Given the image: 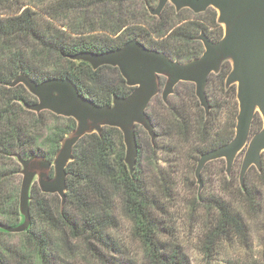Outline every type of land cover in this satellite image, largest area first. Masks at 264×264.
Instances as JSON below:
<instances>
[{
  "label": "trees",
  "instance_id": "16d2710c",
  "mask_svg": "<svg viewBox=\"0 0 264 264\" xmlns=\"http://www.w3.org/2000/svg\"><path fill=\"white\" fill-rule=\"evenodd\" d=\"M149 6L150 0H0V264H125L123 260L129 264H192L177 240L172 214L177 197L174 169L172 165L168 170L158 165L160 151L174 153L176 149L163 148L158 140L178 137L195 175L204 154L234 139L239 103L237 86L226 84L232 71L230 62L209 77L208 115L192 83L176 87L173 96L178 97L181 86L188 91L179 104L171 101L173 96L167 102L159 96L153 98L147 113L157 139H150L147 153L154 169L143 167L140 127L133 173L125 161L121 130L105 127L101 134L86 135L76 145L74 160L66 169L69 189L64 207L57 194H45L34 183L31 224L20 235L24 244L16 248L2 242L13 237L2 226L17 227L23 222L16 182L22 171L18 158L54 162L62 141L77 129L72 118L30 110L38 99L23 84L15 85L20 76L38 82L68 78L87 98L109 105L115 96L127 97L135 88L127 85L118 68L94 70L89 63L74 60L76 56L106 53L137 39L149 49L185 63L204 53L197 39L201 33L213 41L224 35L214 9L195 14L189 9L177 12L168 4L161 16L155 17L149 13ZM155 101L158 111L151 110ZM262 129L263 119L257 114L251 136ZM212 166L222 173L227 195L236 187L241 197L237 201L244 204L245 214L230 199L208 196L206 174ZM240 172L236 185L234 169L228 176L225 160L208 163L202 172V191L189 200V219L192 225H201V244L207 257L226 244L236 243L246 251L252 248L246 216L258 220L261 199L259 190L249 187L248 177L254 172L264 187V156L261 171L251 167L243 185ZM201 210L207 213L206 219L200 218ZM255 263L264 264V257Z\"/></svg>",
  "mask_w": 264,
  "mask_h": 264
},
{
  "label": "water",
  "instance_id": "95a60500",
  "mask_svg": "<svg viewBox=\"0 0 264 264\" xmlns=\"http://www.w3.org/2000/svg\"><path fill=\"white\" fill-rule=\"evenodd\" d=\"M168 4H172L177 12L189 9L201 14L209 9L216 10L218 21L224 28L222 39L213 41L201 33L197 39L203 44L204 53L185 63L151 50L137 39L113 51L85 53L74 58L89 63L94 70L104 66L118 68L127 85L135 88L127 97L115 96L111 104L99 105L83 95L68 78L38 82L22 75L16 80L15 85L23 84L38 99L36 105L29 107L30 110L36 113L48 111L72 118L77 122V129L62 141L54 162L36 157L28 160L18 158L23 174L20 194L23 222L17 227L2 226L4 231L22 233L30 227L31 190L36 181L43 193L57 194L64 207L69 189L66 169L74 160L76 145L86 135L101 134L105 127L121 130L126 146L125 161L133 173L139 154L137 127H142L152 142L157 139L155 127L147 113L153 98L161 93L163 101L167 102L180 83H192L196 87V97L208 115L211 111L209 77L218 74L225 62L232 64L226 84L237 86L239 115L236 134L230 143L200 158L195 172L199 192L203 189L202 172L208 163L225 160L230 176L238 156L244 150L240 183L244 184L251 167L261 171L264 155V0H158L156 8L148 7L149 13L160 17ZM162 79H165L164 87ZM257 114L263 119V129L251 137Z\"/></svg>",
  "mask_w": 264,
  "mask_h": 264
},
{
  "label": "rangeland",
  "instance_id": "374dc122",
  "mask_svg": "<svg viewBox=\"0 0 264 264\" xmlns=\"http://www.w3.org/2000/svg\"><path fill=\"white\" fill-rule=\"evenodd\" d=\"M152 8H156L158 5V0H150ZM165 85V79H162V87ZM187 88L185 86H181L178 89V97L173 96L171 101L173 103H180V100L187 93ZM159 99L162 98V94H158ZM152 111H158V101L153 102ZM193 115V112L191 113ZM260 115V114H259ZM223 122L226 120V114L222 116ZM193 120H197L193 118ZM55 122L51 123L50 126H54ZM62 124V123H60ZM158 131H162L161 128H158ZM139 132V140L140 146L142 148L144 164L143 167L150 171L154 169L151 162L148 161V145L150 144V137L148 133L140 127ZM174 137V138H173ZM170 138L160 137L158 140L159 146H163V148L171 147L176 149L175 152H164L160 151L158 154L159 158V167L168 170L172 165V169H174V180L176 182V191L175 195L176 202L175 208L172 210V214L174 215L175 221L177 223V240L182 244L187 256L189 257L192 264H256L262 262L264 257V187H262L256 178L254 172H252L248 177V185L251 188L259 190L260 199H261V211L257 221L251 220L250 217L246 216L248 222L250 224V235L252 238V248L248 251L242 249L236 243L226 244L222 246L217 252H215L211 257H207L203 251L201 240H202V230L200 224H191L189 219V200L194 199L196 197L197 192L199 191V184L194 175V168L190 161V157L180 149V141L179 138L173 136ZM253 137V136H251ZM244 150L237 158L236 165L234 168L233 180L237 185L239 183V172L242 167L244 161ZM264 156V155H263ZM153 174V173H152ZM205 180V178H204ZM17 186L19 188V202H20V194L23 182V174H21L20 181L18 179ZM38 184V182H35ZM195 183V185H194ZM224 179L222 173L220 172L217 166H212L208 169V173L206 174V182H205V190L208 196L213 197H225L234 201V207L238 209L241 213H244V204L238 202L241 197L238 195L236 191V187L233 188L229 194H226L224 190ZM201 219L207 218V213L204 210H201L199 213ZM245 214V213H244ZM25 232L22 233H12L13 237L3 238L2 242L6 245L14 246L16 248H20L21 245L24 244V236ZM138 249L134 248V252L137 253ZM141 258V257H140ZM119 260L118 257L115 258ZM122 259V258H121ZM123 260V259H122ZM123 260L125 264H129ZM83 261H81L82 263ZM144 263V261H143ZM79 264V263H76Z\"/></svg>",
  "mask_w": 264,
  "mask_h": 264
}]
</instances>
